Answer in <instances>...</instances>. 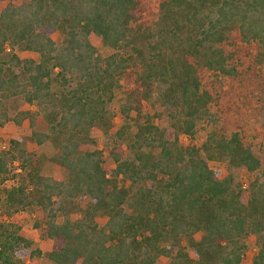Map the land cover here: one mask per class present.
<instances>
[{"label":"trees","instance_id":"16d2710c","mask_svg":"<svg viewBox=\"0 0 264 264\" xmlns=\"http://www.w3.org/2000/svg\"><path fill=\"white\" fill-rule=\"evenodd\" d=\"M142 1L0 0V100H23L29 108L13 117L14 125L27 122L37 145L50 141L56 148L50 161L67 172L56 181L33 165L25 180L3 191L0 264L42 254L53 264H157L160 257L167 264H242L240 240L248 236L259 241L249 264H264L261 160L240 131L214 129L200 146L192 142L200 122H217L203 75L235 79L245 59L246 72L264 66V0H159L149 28L140 26ZM137 31L150 44L140 82L163 86L159 102L171 110L173 135L168 139L148 117L133 131L131 113L147 96L129 93L117 113L109 168L91 136L113 125L109 104L130 65L118 51L137 45ZM91 38L114 53L101 57ZM6 47L30 57L6 55ZM38 115L46 132L34 130ZM180 135L189 142L180 143ZM35 157L23 139L12 140L0 152V185L14 161L24 167ZM207 159L254 178L244 190ZM28 207L39 212L33 227L50 242L46 253L19 234L12 215Z\"/></svg>","mask_w":264,"mask_h":264},{"label":"rangeland","instance_id":"374dc122","mask_svg":"<svg viewBox=\"0 0 264 264\" xmlns=\"http://www.w3.org/2000/svg\"><path fill=\"white\" fill-rule=\"evenodd\" d=\"M158 1H142L140 7L142 9L143 22L145 21L146 24L140 26L145 28L151 27V23L157 18ZM137 33V45L123 47L118 51L122 56L129 58L130 65L119 82V87L115 89L113 99L109 104V108L114 113L113 125L106 130H96L91 136L94 141L93 148L102 151L105 163L109 168H112L114 164L108 157V151L116 144L114 132L121 125V120L117 113L120 105L129 93L135 96L144 93L147 96L146 99H141L139 105L140 111H133L131 113V128L133 131H136L135 125L144 122L148 117L149 121L163 131L168 139L172 138L173 135L172 120L170 118L171 110L161 107L159 102V93L164 89L163 86L152 85L148 88V86L140 82V69L144 66L148 57L147 48L150 44L144 38L145 33H140V31H137ZM52 38L56 44L61 43V34L59 32L54 33ZM91 43L103 58L114 53V50L104 46L99 39L91 38ZM134 47L139 50L141 49L142 52L138 54ZM5 54H16L20 59L30 57L27 52L19 47L14 48L12 51L6 47ZM247 60H243L241 67L238 69L239 75L235 79L216 77L212 74L203 75L204 86L215 99L210 110L216 116L217 122L211 123L209 120L200 122L197 125L196 134L192 142L200 146L206 140L207 135L214 129L226 134L240 131L247 146L251 147L261 160L262 168L264 169V66L261 69L253 67L250 71L246 72V67L249 65ZM28 108L19 97L2 98L0 100V152L10 149V142L19 138L25 141L26 150L36 156L30 162L24 164V167L20 166L18 160L12 163L10 167L11 174L8 180L0 185V221L7 220L5 217L6 212L2 206L3 191L15 187L25 180L27 174L32 170L31 166L35 165L40 175L50 177L56 181H64L67 178V172L50 161L56 154L55 146L50 141H46L42 145H37L30 141L27 132V122L23 123L21 129H17L14 125L12 121L13 117L18 112L25 111ZM30 109L35 111L33 107ZM34 130L38 132H46L47 130L46 124L40 115L35 118ZM179 141L182 144H187L189 139L185 135H180ZM126 154L128 153L126 152ZM42 158L45 160L41 161L40 159ZM207 164L211 170L218 172L220 177H225L229 174L233 175L235 181L244 190L247 189L248 184L254 178L244 169H231L223 160L207 159ZM122 185V183H119L120 187ZM85 206L86 200H82L80 207L84 209ZM12 216L17 220L20 227L19 234L32 243L33 249H39L43 253H46L50 247V242L42 238L41 234L33 227L40 217L39 212L33 207H28ZM75 217H79L78 214L77 216H71V218ZM95 221L102 224L105 218L103 215L98 214ZM240 243L244 245L241 262L242 264H249L258 252L259 241L255 236H248L241 239ZM168 262L169 259L163 257L157 260V264H167ZM25 264L53 263L45 257V254H42L34 260L26 259Z\"/></svg>","mask_w":264,"mask_h":264}]
</instances>
